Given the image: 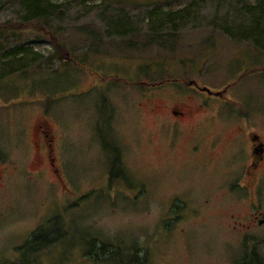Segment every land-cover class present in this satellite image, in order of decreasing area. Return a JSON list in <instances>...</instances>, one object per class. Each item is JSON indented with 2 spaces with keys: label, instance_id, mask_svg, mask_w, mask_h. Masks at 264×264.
<instances>
[{
  "label": "rangeland",
  "instance_id": "1",
  "mask_svg": "<svg viewBox=\"0 0 264 264\" xmlns=\"http://www.w3.org/2000/svg\"><path fill=\"white\" fill-rule=\"evenodd\" d=\"M54 1L62 17L48 21L46 30L35 21L18 28L15 37H0L7 49L26 46L46 58L25 73L2 77L0 49V154L19 166L15 182L0 189V264H18V244L59 213L79 222L80 232L114 245L121 258L80 260L83 236L69 234L51 249L49 263L40 257L38 264H136V250L141 264H242L253 252L264 259V233L253 235L255 246L249 248L252 239L231 229V217L247 213V206L221 196L224 171L184 165L185 146L170 153L153 125L166 76L223 93L227 101H218L232 114L264 117V40L254 17L241 12L246 0H196L195 18L174 30L166 14L152 19L149 13L157 7L181 15L178 10L189 9L192 0ZM23 16L21 1L9 0L0 24H19ZM149 18L155 19L152 28L163 26L162 37L170 33L162 46L146 44ZM126 19L130 25L121 21L120 31L127 26L123 31L132 27L137 33L116 35L113 23ZM63 43L74 63L48 62ZM184 86L181 93L190 89ZM42 122L51 130V155L65 183L54 178L46 158L35 164L31 146ZM109 145L120 149L124 178L119 172L112 176L115 154ZM42 168L45 177L28 183L24 172ZM80 196L88 197L81 208H60ZM261 201L264 207V191Z\"/></svg>",
  "mask_w": 264,
  "mask_h": 264
},
{
  "label": "flooded vegetation",
  "instance_id": "2",
  "mask_svg": "<svg viewBox=\"0 0 264 264\" xmlns=\"http://www.w3.org/2000/svg\"><path fill=\"white\" fill-rule=\"evenodd\" d=\"M166 70H169L167 65L163 71ZM181 82L187 84L190 89L181 93L182 89H185ZM163 85L164 89L159 92L158 106L153 109L157 115L153 125L164 135V143L170 153H175L178 148L185 146L184 165L200 172L211 169L224 171L218 183L221 196L229 197L237 204L247 206V213L231 217V229L242 238L252 239L248 242V246L254 247L253 241L256 237L253 235L264 233V207L261 201L264 191V135L261 133V129H264V117L248 116L242 112L232 114L230 107L218 101V99L227 101L223 98V93L211 92L206 87H200L194 80L186 83L185 78L166 76ZM149 107L151 108L150 103ZM36 131L38 140L31 146V152L38 156L35 164L43 163V159L46 158L54 178L58 182L65 183L61 174L62 168L60 170L56 159L51 155L54 148L50 128L48 129L42 122L36 125ZM109 149L114 151L112 147ZM9 161L0 154V189L8 190L18 174L19 166L10 164ZM24 173L28 183L31 184L36 182L38 176L44 178L46 175L43 168L37 172L30 170ZM87 198L80 196L72 201L68 199V202L60 208L65 213H70L81 208ZM109 198L113 202L114 198ZM210 202L211 197L207 196L204 203ZM72 223L60 213L47 220L44 219L34 231L41 230L44 234L35 243L28 245L30 240L28 239L27 242L18 244L15 249L14 255L18 258V264H38L41 261L40 257L44 258L42 263H49L51 249L59 246L69 234L83 236L84 249L80 260L87 257L95 263L106 262V258L102 256L104 244L107 248L110 247L111 251L115 248L114 245L103 243L97 235L88 236L80 232L81 224ZM90 251H94L98 256H90ZM112 260H116V257L111 258L110 261Z\"/></svg>",
  "mask_w": 264,
  "mask_h": 264
},
{
  "label": "trees",
  "instance_id": "3",
  "mask_svg": "<svg viewBox=\"0 0 264 264\" xmlns=\"http://www.w3.org/2000/svg\"><path fill=\"white\" fill-rule=\"evenodd\" d=\"M21 1V6L25 11V16L22 18V22L18 24V22H6L5 24H0V37L5 34V33H12V36L15 37L17 35L18 28H22L24 26H30L31 24L38 23L40 28L45 29L47 27V24L49 23L48 21L52 19H57L62 17V14L58 13V9L61 7L58 3H56L54 0H20ZM9 3V0H0V12L4 9L6 4ZM196 5V0H192L191 4L189 5V9L186 10H178L182 11L181 15L178 14H168L163 8H157L152 9L151 13L149 15L153 19L154 17L159 18L161 14H166L169 17V20L167 22L168 25L172 24L173 30L177 28V26H180L181 22H184L185 20L188 19L187 22L195 18V13L194 10L195 8L193 6ZM241 12H245L248 15L254 17V28L256 29V34L261 35V39L264 40V0H246L244 5L241 7ZM185 10V11H184ZM177 11V12H178ZM184 11V12H183ZM186 15H184V14ZM127 18H129L127 15H125ZM160 19V18H159ZM150 23L149 25V31L150 34L148 35L150 38L149 41H147V46L149 47L150 45H160L162 46L164 44V37L169 34H165L163 37L162 35L164 34L163 31V26L160 24L156 25V28H152V21L150 18L148 19ZM123 22L124 25L127 23V26L130 25V19L126 20H118L114 22V28L117 30L115 32L116 35H131V33H137L136 29L130 27L127 30L123 31L125 28L120 31V22ZM180 23V24H179ZM222 24V23H220ZM219 24V25H220ZM174 25V26H173ZM184 26V25H183ZM122 28V27H121ZM14 30V31H13ZM46 30V29H45ZM113 31H108V35H113ZM229 33V32H228ZM53 34V32H52ZM55 38H57L56 35H54ZM162 37V38H161ZM244 39L250 40L253 39V41L256 43V45H259L257 43L256 39H254L250 34H245L243 37ZM4 40L6 39L5 37L3 38ZM7 40L2 41L0 43V49H4V52L2 54L3 62L6 63V66L3 67L4 69V74L2 77L7 76V75H14L18 74V72L25 73L26 69L30 67L31 65H34L44 59V55H41L40 53L34 52L31 48H27L26 46H18L15 48H9L7 49L6 46ZM103 42H100L99 45H101ZM27 45V44H25ZM66 44H62L61 48L58 49L55 55H53L51 58L48 59V62H52L53 58L58 59L60 63L64 64H69V63H74L75 61V56L72 58V52L71 51V57H69V52L68 49L65 46ZM92 45V42H91ZM28 46V45H27ZM146 46V45H144ZM146 49L147 47H143ZM54 59V60H55ZM114 150L115 157L112 160V176H115L116 172H119L120 177L123 175L120 167V149L116 145H109V148ZM44 234L43 231L38 230L34 232L28 241V245H31L37 241V239ZM98 251V250H97ZM90 256H98V254H95L94 251L89 252ZM138 253L136 250V253L133 254V256L136 258L137 257V263L136 264H141L143 261L140 259H144L141 257V255ZM103 258H106L105 261L111 260V258H121V256H117L116 249L114 248L113 251H111L110 247H106L104 244L103 247ZM122 263V262H120ZM242 264H264V259L256 252H253L251 254V257L247 255V259L243 261Z\"/></svg>",
  "mask_w": 264,
  "mask_h": 264
}]
</instances>
